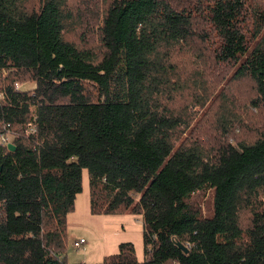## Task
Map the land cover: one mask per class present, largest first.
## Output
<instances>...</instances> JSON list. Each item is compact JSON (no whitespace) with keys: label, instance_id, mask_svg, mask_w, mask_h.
Returning a JSON list of instances; mask_svg holds the SVG:
<instances>
[{"label":"trees","instance_id":"1","mask_svg":"<svg viewBox=\"0 0 264 264\" xmlns=\"http://www.w3.org/2000/svg\"><path fill=\"white\" fill-rule=\"evenodd\" d=\"M69 1L0 0V264H69L83 170L92 215L142 217L143 261L119 243L97 264H264V128L224 139L241 117L215 75L235 68L264 112V0H111L97 56L65 38ZM215 94L200 123L222 134L182 140Z\"/></svg>","mask_w":264,"mask_h":264},{"label":"rangeland","instance_id":"2","mask_svg":"<svg viewBox=\"0 0 264 264\" xmlns=\"http://www.w3.org/2000/svg\"><path fill=\"white\" fill-rule=\"evenodd\" d=\"M69 1V0H68ZM111 0H70L68 9L73 13V20L67 25L65 38L73 42L78 47H86L97 56L101 52L99 41L98 25L104 15L106 7ZM235 68L228 67L215 72L217 83V94L220 90L227 98L230 107L241 119L236 117V121L231 122L230 131L224 137L228 142L251 140L256 131L264 128V112L254 109L250 105L253 94L248 80H237L234 78ZM22 92L34 89L33 84L16 83ZM16 90V87H15ZM17 91V90H16ZM211 97L204 107L195 108L192 111L193 119L190 126L181 137L188 138L192 133H196L199 138L203 137L207 141V135L218 132L222 134L218 121H212L209 126L200 123L203 119H210L211 112L220 104L222 100L216 99V95ZM224 98V99H225ZM211 106V107H210ZM1 130L3 126H0ZM10 141V132H9ZM212 144L213 140H210ZM82 192L79 193L74 202L73 211L67 216V240L64 253L65 260L69 264H97L103 261V257L113 255L117 252L119 243H133L135 257L143 261L142 243V217L133 214L120 213L116 215H92L90 213L88 172L82 171ZM192 205L200 212V215L209 216L212 212V195L210 191L196 193L193 197ZM83 239L85 243L80 249L73 248V242Z\"/></svg>","mask_w":264,"mask_h":264},{"label":"built area","instance_id":"3","mask_svg":"<svg viewBox=\"0 0 264 264\" xmlns=\"http://www.w3.org/2000/svg\"><path fill=\"white\" fill-rule=\"evenodd\" d=\"M16 87V90L19 91V87H17V85L15 86ZM1 96V95H0ZM4 130H0V145L2 146H6L7 144L10 143L9 141V131H7L6 128H3ZM29 131L31 132H35L34 128L33 127H30ZM85 243V241L83 239H80L78 241H74L73 242V248H76V249H80L81 246Z\"/></svg>","mask_w":264,"mask_h":264},{"label":"water","instance_id":"4","mask_svg":"<svg viewBox=\"0 0 264 264\" xmlns=\"http://www.w3.org/2000/svg\"><path fill=\"white\" fill-rule=\"evenodd\" d=\"M6 146H7L8 150L11 151V152H13V150H15V148H16V147H15L13 144H11V143L7 144ZM177 246H178V247H179L184 253L187 252V249H186L181 243H177Z\"/></svg>","mask_w":264,"mask_h":264}]
</instances>
